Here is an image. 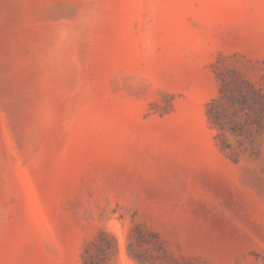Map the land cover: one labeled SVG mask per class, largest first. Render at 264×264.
I'll use <instances>...</instances> for the list:
<instances>
[{
	"label": "rangeland",
	"instance_id": "obj_1",
	"mask_svg": "<svg viewBox=\"0 0 264 264\" xmlns=\"http://www.w3.org/2000/svg\"><path fill=\"white\" fill-rule=\"evenodd\" d=\"M0 264H264V0H0Z\"/></svg>",
	"mask_w": 264,
	"mask_h": 264
}]
</instances>
